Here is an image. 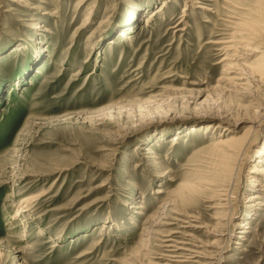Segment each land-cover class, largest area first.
I'll use <instances>...</instances> for the list:
<instances>
[{
	"label": "rangeland",
	"instance_id": "1",
	"mask_svg": "<svg viewBox=\"0 0 264 264\" xmlns=\"http://www.w3.org/2000/svg\"><path fill=\"white\" fill-rule=\"evenodd\" d=\"M79 1L0 0V264H218L164 259L161 235L171 231L204 254L225 247L219 264H264V175L250 188L248 173L264 171V150L254 153L264 125L243 161L227 244L178 227L166 210L215 230L209 191L184 204L177 195L212 177L211 142L264 124V83L243 69L235 78L217 44L248 1ZM258 43L238 51L242 63L264 54ZM166 197L178 201L161 210Z\"/></svg>",
	"mask_w": 264,
	"mask_h": 264
},
{
	"label": "bare ground",
	"instance_id": "2",
	"mask_svg": "<svg viewBox=\"0 0 264 264\" xmlns=\"http://www.w3.org/2000/svg\"><path fill=\"white\" fill-rule=\"evenodd\" d=\"M88 1L89 0H80L78 3V6L81 8ZM203 1H208V0H203ZM240 1L242 0H238L237 2H240ZM246 1H248V3H244V4L236 3L238 6H236L234 12H231L232 13L231 15L234 17H231V21L227 23L228 24L227 27H229V29L231 30V33L228 35L226 39L218 43L216 42V43L220 45L219 51L222 52L224 56L221 59V61L223 62L226 61V65H224L226 70H233L235 71L233 72L234 75L236 74L237 77H242L241 79L237 78L238 80L245 79L243 78V74H242L243 72L241 70L242 69L246 70L248 72V73L246 72L247 73L246 75H249V77L256 78L254 79V81L257 82L258 84L263 85L264 83V54L262 53L263 55H260L258 58H255L251 63L246 64V63H242L243 56L238 53L239 50H243V49L246 50L247 44L251 42L253 43L254 41L255 42L259 41L258 46L254 48L255 52L257 51L255 49L259 50L262 48L261 46L264 45V9L260 7V5L262 4L264 0H252V1L246 0ZM166 3L167 2H163L162 5L158 9L156 8L154 11L150 12L148 16H146L145 18L146 27H150L149 20H153L156 16H158V14H160L164 10ZM189 3L191 4L193 8H197V5L199 4L197 0H189ZM198 8H201V7H198ZM44 14L49 17H53L52 12H45ZM88 21H89V14L87 15V18L83 22L82 26L78 28V30L83 32V30L88 26L87 25ZM48 31L49 30H47L46 32ZM119 34H120V37L128 39L126 38L127 36L126 34H124V31H120ZM230 58H235V59L229 60ZM236 75H235V78H236ZM74 76H76V74ZM230 78L232 79V77ZM260 122L261 120L258 119L256 122H254L255 124H253L254 126L253 129H251V127L249 129H245L242 134H239V135L231 134L227 137L218 138L214 142H211L209 148H207L208 152H207L206 160L209 161L208 164L211 166L210 169L212 171V174L210 175H212V177L211 178L209 177L210 180L205 179V181L207 182H203V184L200 186L198 185L195 186L193 184H183L184 190L179 192L180 194L177 195L179 201H181V204H184V202L187 200V197L189 195L192 198V195L194 196L195 193L198 192L199 190L202 191V195L204 191L205 192L209 191L210 195L208 197V200L210 199L209 201L214 202L210 208L216 212L215 214L217 216L216 218H213L217 221L215 225V230L212 229L211 227L207 228L205 224H203L202 222H199L198 221L199 218L194 217L195 215L187 216L184 213V211H182L175 205V202H177L178 200L177 201L171 200L170 197L164 198V200H162L159 205L161 210H164V208L167 205L168 206L175 205L171 209H169L168 207L166 209L167 211H169L170 214H173L172 217L167 218L168 220L176 221L178 223V227H181L182 229L206 228L210 235L222 236L225 244H227V241L230 238L231 233H232L230 231V228L232 227V219L234 217L235 211H237L238 203L240 201L238 199V190L240 187L239 182L241 180L240 178H241L242 170H243L242 169L243 161H244V158L246 159L248 157L247 155L251 151V149L257 145L256 132L260 131L264 125ZM263 150L264 149H260L254 153H257L259 156H261ZM257 170L256 169L250 170L248 171V173L252 175L254 174L264 175V171L260 172ZM250 178H251L249 182L250 188H254L255 186H260V184L262 183V180H260V178L256 177L255 175ZM200 179L202 181V178ZM234 183H236L237 185L234 186L233 185ZM260 191H263V190L259 189L257 190V192H253L250 196L246 198V200L248 201L257 200ZM158 194L167 196L166 195L167 193L164 190L159 191ZM261 207H264V204H262ZM221 217H225V218H221ZM221 222H224V223H221ZM223 224L225 225V227H227L225 228L226 231H222V232H226L225 234L219 233V228L223 226ZM162 225H171V224H162ZM233 225L245 228V225H242V224H233ZM238 233H243V232H238ZM173 234L174 235L179 234V232L171 231V232H168L166 235H161V237L164 238L163 240L161 239L162 240L161 244H163L162 247L166 250L164 252L167 254H170L169 256H163L164 259H166L165 257H170V258H177V259L181 258V259L186 260L189 258L193 259V258L200 257V256H201V259H203L202 257L205 258L206 255L211 256V257L212 255H214L215 257L217 256V259H215V261L218 262V264L222 260V252L223 250H225V247L220 248V247L214 246L213 244L205 245L206 248L211 247L219 251H215V252L211 251V252H207L208 254H204V252L202 253L200 251H196L192 249L195 247V243L192 242V239H183L182 241H177L175 236H173ZM181 235L193 238L192 236L187 235V234H181ZM53 247L54 245L52 246V248ZM186 255H189V256H186ZM182 262L184 261H181L180 263ZM192 263L200 264L196 261Z\"/></svg>",
	"mask_w": 264,
	"mask_h": 264
}]
</instances>
